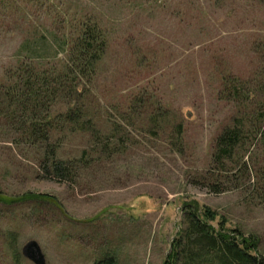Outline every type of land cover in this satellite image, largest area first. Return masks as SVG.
I'll list each match as a JSON object with an SVG mask.
<instances>
[{"label": "rangeland", "instance_id": "obj_1", "mask_svg": "<svg viewBox=\"0 0 264 264\" xmlns=\"http://www.w3.org/2000/svg\"><path fill=\"white\" fill-rule=\"evenodd\" d=\"M84 17L107 36L95 109L125 107L130 95L143 90L146 110L129 127L123 153L96 160L91 152L69 182L47 178L21 138L0 122V264H33L21 252L30 240L38 243L45 264L106 258L113 264H162L180 228V207L190 201L214 211L213 224L223 221L258 240L264 255V154L255 152L256 143L237 152L239 162L251 166L250 178L227 175L218 193L202 179L215 138L237 111L219 93L225 76L251 81L264 69V3L0 0V82L19 56L50 59L52 47L45 51L42 37H68ZM102 111L96 121L106 129ZM155 111L165 118L152 131L147 116ZM260 124L264 128V120ZM87 142L79 134L66 137L59 158L79 159Z\"/></svg>", "mask_w": 264, "mask_h": 264}, {"label": "trees", "instance_id": "obj_2", "mask_svg": "<svg viewBox=\"0 0 264 264\" xmlns=\"http://www.w3.org/2000/svg\"><path fill=\"white\" fill-rule=\"evenodd\" d=\"M40 42L44 50L52 47L50 59L40 55L25 60L19 56L17 65L5 71L0 82V122L21 138L47 178L74 181L79 172L77 165L88 164L91 152L101 160V156L108 159L126 150L129 127L146 110L141 111L146 93L142 90L141 95H130L125 107L104 104L95 109L92 100L96 74L105 56L107 36L90 17L75 22L68 37H53L51 42L42 37ZM258 75L251 81L228 75L221 84L219 93L236 104L237 111L233 124L225 126L215 138L211 167L202 178L216 193L221 192L217 188L227 175L241 173L250 178L251 166L239 162L237 156L247 142L250 146L256 143L255 152L264 154V128L260 124L264 120V69ZM101 109L102 118H108L104 121L106 129L96 121ZM164 118L163 112L148 114L152 131ZM74 134L87 137L86 148L79 159L59 158L61 142ZM23 196L53 200L47 195ZM180 212V228L162 264H264L258 240L227 229L223 221L213 224L217 214L208 206L190 201L181 205ZM95 264L113 261L106 258Z\"/></svg>", "mask_w": 264, "mask_h": 264}, {"label": "water", "instance_id": "obj_3", "mask_svg": "<svg viewBox=\"0 0 264 264\" xmlns=\"http://www.w3.org/2000/svg\"><path fill=\"white\" fill-rule=\"evenodd\" d=\"M21 252L22 255L33 264H45V257L38 243L34 240H30L24 244Z\"/></svg>", "mask_w": 264, "mask_h": 264}]
</instances>
